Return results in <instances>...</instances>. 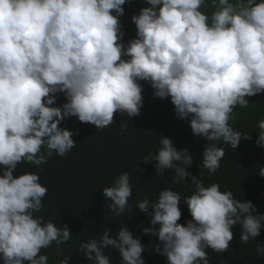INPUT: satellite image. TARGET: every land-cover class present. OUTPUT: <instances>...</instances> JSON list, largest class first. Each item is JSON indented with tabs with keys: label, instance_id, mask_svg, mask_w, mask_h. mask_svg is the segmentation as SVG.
I'll return each mask as SVG.
<instances>
[{
	"label": "clouds",
	"instance_id": "1",
	"mask_svg": "<svg viewBox=\"0 0 264 264\" xmlns=\"http://www.w3.org/2000/svg\"><path fill=\"white\" fill-rule=\"evenodd\" d=\"M135 3L0 0L2 264H49L42 250L55 247L62 256L61 246L72 237L67 224L58 226L44 214L48 189L38 172L21 166L42 170L71 152L78 132L61 126L68 119L103 130L114 124L115 114L139 116L145 84L154 98L170 100L175 118L206 141L200 172L189 171L194 155L187 147L177 149L159 134L158 149L143 154L140 164L152 163L155 176L170 172L172 183L188 184L190 195L164 187L155 200L144 197L133 206L130 173L116 175L100 190L104 206L113 220L139 209L150 225L141 235L155 241L145 246L126 219L115 232L105 227L81 242L78 252L90 264H111L108 249L118 253V264H145L146 251L166 264H210L207 250L228 251L237 227L245 245L264 229V213L251 201L203 179L205 170L212 176L220 168L222 145L236 150L242 140H252V132L232 122L237 108L249 107L248 97L264 94V0H140L130 17L135 35L125 39V6ZM127 127L122 120L121 135ZM255 127V144L264 149V119ZM256 173L264 177V166ZM185 208L191 218L180 223ZM255 251L264 256V243Z\"/></svg>",
	"mask_w": 264,
	"mask_h": 264
},
{
	"label": "trees",
	"instance_id": "2",
	"mask_svg": "<svg viewBox=\"0 0 264 264\" xmlns=\"http://www.w3.org/2000/svg\"><path fill=\"white\" fill-rule=\"evenodd\" d=\"M140 0L126 8L124 25L125 39L135 35L134 25L130 23L132 14L139 11ZM144 105L140 115L131 118L114 115V124L106 129L97 130L89 124H82L75 118L63 122L62 127L77 133L73 139L76 147L65 157L55 156L50 159L42 170L34 166H21V170L38 172L40 183L48 189L43 199L44 214L60 225L62 221L67 224L72 233L71 239L61 246L63 255L58 256L55 247L42 250L41 254L49 255V264H55L63 256H71L69 264H90L82 253L78 252L79 244L102 234L105 227L113 232L126 219L125 223L134 235L141 237V242L149 245L155 241L154 237L147 234L141 235L144 227H149L148 217L134 209L126 215L113 220L110 210L100 191L109 186L116 175L124 171L130 173L133 186V197L130 203L137 199L148 197L155 200L160 189L172 188L181 193V196L190 195L186 183L173 184L170 172L165 177L155 176L152 163L140 164L143 154L148 151L155 152L159 147L160 135L169 137L177 149L187 147L194 155L193 166L189 169L193 175L200 172L198 167L202 160V146L206 141L194 137L189 124L175 118L174 109L167 99L154 98L152 89L144 86ZM250 104L246 109H236V120L233 127L241 132H252V140H242L236 150L230 146L225 148V156L220 162L218 171L209 176L204 172L206 185L216 182L221 190H231L238 199L251 201L259 213H264V177L256 172L264 166V149L255 144L257 138L256 123L264 119V94L248 97ZM64 102L61 95L57 103ZM123 120L128 125L127 131L121 135L119 125ZM140 164V165H139ZM139 165V169H134ZM19 167V166H18ZM142 170V171H141ZM183 206V199L181 200ZM132 215V216H131ZM187 209H183L180 223L190 219ZM234 239L228 251L223 253L213 252L208 249L210 264H264V256H258L255 248L257 243H264V229L256 240L247 245L239 241L238 227L234 229ZM111 257V264H118L120 257L113 249L106 250ZM145 264H166L164 257L146 251L143 254ZM2 264V261H0Z\"/></svg>",
	"mask_w": 264,
	"mask_h": 264
}]
</instances>
